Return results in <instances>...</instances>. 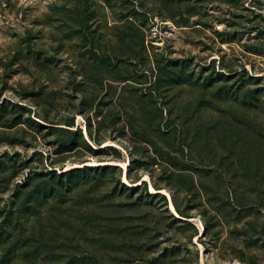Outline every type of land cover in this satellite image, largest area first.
Segmentation results:
<instances>
[{"label":"rangeland","instance_id":"1","mask_svg":"<svg viewBox=\"0 0 264 264\" xmlns=\"http://www.w3.org/2000/svg\"><path fill=\"white\" fill-rule=\"evenodd\" d=\"M0 264H264V0H0Z\"/></svg>","mask_w":264,"mask_h":264},{"label":"trees","instance_id":"2","mask_svg":"<svg viewBox=\"0 0 264 264\" xmlns=\"http://www.w3.org/2000/svg\"><path fill=\"white\" fill-rule=\"evenodd\" d=\"M160 62H161V60H160ZM160 62L159 63H157V67H159V70H161L162 69V67H160L161 65H160ZM169 63V62H168ZM173 65V66H172ZM172 65H169V64H167V69L169 68V70H171V73H173V74H175V72L177 71V64H172ZM172 66V67H171ZM183 71H185V70H183V69H181L180 70V77H184V76H186V75H184L183 73ZM183 72V73H182ZM173 74L172 75H170V74H168V76H173ZM193 76V75H192ZM229 76L230 75H225V74H223V73H221L220 75H219V77H222V78H229ZM162 77V76H161ZM161 77H160V79H161ZM214 92L217 94V95H219V94H221L222 92H224L223 91V88H221V87H217V86H215L214 87ZM250 92H254V91H252V90H247V93H250ZM226 94H228V93H226ZM133 164H134V160H132L131 162H130V165H129V167H132L133 166ZM172 164V163H171ZM104 166H110V164H106V165H104ZM172 166V165H171ZM207 166H210V165H207ZM173 167L175 168V169H178V168H176L174 165H173ZM109 168V167H108ZM127 178H128V180L129 181H131L132 182V184H136V183H138V182H140V181H138L137 180V182H136V180L132 177V174H131V170H128L127 171ZM119 183H121V184H123V186H126L125 185V183H122L121 182V178L119 179ZM141 185H147V183L144 181ZM155 187H156V189L157 190H162L163 188L161 187V186H159V185H155ZM22 191L24 192L23 194H20L19 193V195L17 194L16 196H15V199H14V202L12 203V204H14L12 207H13V209H16L17 208V210H18V208L20 207H22V206H26L27 205V203H28V200H29V198L31 197V196H33L34 194H36L37 193V191H36V189H34L32 186H30V184H25V187L24 188H22ZM175 207H176V209H177V211H178V213L181 215V216H183V217H185V218H191V216H189L188 214H186L182 209H181V207L178 205V204H175ZM12 209V208H11ZM206 230H205V232H207V230L209 229V226L207 225L206 227ZM205 232H204V234H205Z\"/></svg>","mask_w":264,"mask_h":264},{"label":"bare ground","instance_id":"3","mask_svg":"<svg viewBox=\"0 0 264 264\" xmlns=\"http://www.w3.org/2000/svg\"><path fill=\"white\" fill-rule=\"evenodd\" d=\"M127 165H128L127 163L124 164V167L126 168ZM145 179H147V178H145ZM125 180L128 181L126 176H125ZM164 192H165V191H164ZM171 209H172L174 212H176V209H175V207H174L173 204L171 205ZM176 214H177L179 217H182V216H180V215L178 214V212H176ZM202 230H203V228H202Z\"/></svg>","mask_w":264,"mask_h":264}]
</instances>
